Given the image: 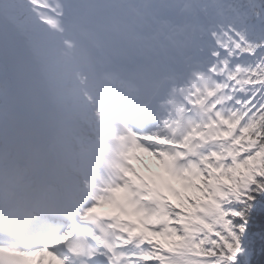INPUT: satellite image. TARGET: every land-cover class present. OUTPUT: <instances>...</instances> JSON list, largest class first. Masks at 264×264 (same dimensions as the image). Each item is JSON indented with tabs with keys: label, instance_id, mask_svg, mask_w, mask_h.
I'll return each mask as SVG.
<instances>
[{
	"label": "snow or ice",
	"instance_id": "1",
	"mask_svg": "<svg viewBox=\"0 0 264 264\" xmlns=\"http://www.w3.org/2000/svg\"><path fill=\"white\" fill-rule=\"evenodd\" d=\"M0 264H264V0H0Z\"/></svg>",
	"mask_w": 264,
	"mask_h": 264
}]
</instances>
